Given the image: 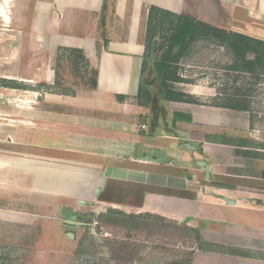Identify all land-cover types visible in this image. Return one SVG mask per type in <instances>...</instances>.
Returning <instances> with one entry per match:
<instances>
[{
	"label": "crops",
	"instance_id": "1",
	"mask_svg": "<svg viewBox=\"0 0 264 264\" xmlns=\"http://www.w3.org/2000/svg\"><path fill=\"white\" fill-rule=\"evenodd\" d=\"M150 7L264 42V0H0V81L18 85L0 87L16 103L0 108V240L88 210L182 228L189 264H264V130L250 108L209 102L231 96L197 74L173 84L192 103L138 104ZM71 50L96 87L43 91L39 104L27 88H50V59Z\"/></svg>",
	"mask_w": 264,
	"mask_h": 264
},
{
	"label": "rangeland",
	"instance_id": "2",
	"mask_svg": "<svg viewBox=\"0 0 264 264\" xmlns=\"http://www.w3.org/2000/svg\"><path fill=\"white\" fill-rule=\"evenodd\" d=\"M202 40L204 43L198 45L201 48L190 55L187 62L184 60L185 64L176 65L179 76L187 82L194 80L196 74L205 77L207 84L214 86L218 93L248 104L250 116L264 130V76L252 71H232L230 68L236 64V58L224 47L220 49L208 39ZM191 46L197 47L193 43ZM62 54L59 59H50V63L56 66L51 89L41 83L26 87L38 91L37 100L43 106L46 104L43 91L72 93L74 89L91 87L92 69L85 67L78 54ZM8 83L0 81V87L18 86L14 82ZM165 87L170 90L179 88L173 84ZM19 88L22 87L19 85ZM12 97L5 92L0 95V108L7 113H12L8 109L16 105ZM227 99L216 97L208 101L226 104L229 103ZM7 118L13 120L14 114ZM6 202L4 199L0 204ZM99 215L82 210L74 216L58 209L53 215L40 218L32 236L25 227H9L11 236L0 240V264H189L191 234L182 228L153 218L138 220L111 215L100 218Z\"/></svg>",
	"mask_w": 264,
	"mask_h": 264
},
{
	"label": "trees",
	"instance_id": "3",
	"mask_svg": "<svg viewBox=\"0 0 264 264\" xmlns=\"http://www.w3.org/2000/svg\"><path fill=\"white\" fill-rule=\"evenodd\" d=\"M200 39H208L229 51L236 58V64L230 68L232 71H252L264 76V42L219 31L205 24L150 7L147 14L145 51L137 96L139 105L151 106L159 100L193 102L190 96L167 89L165 85L182 82L176 65L189 53L191 44ZM69 52L78 54L81 60L84 59L79 51ZM93 74L95 77L96 72ZM90 86L96 87L94 78ZM233 99L235 98L227 99L228 107L249 111L248 104Z\"/></svg>",
	"mask_w": 264,
	"mask_h": 264
},
{
	"label": "water",
	"instance_id": "4",
	"mask_svg": "<svg viewBox=\"0 0 264 264\" xmlns=\"http://www.w3.org/2000/svg\"><path fill=\"white\" fill-rule=\"evenodd\" d=\"M180 147L186 148V149H193L188 144H182ZM196 166H198L205 173V180H209V169H210L209 166L205 162H202V161H196ZM217 198L224 201L226 204L234 203L233 201L227 200L223 196H217Z\"/></svg>",
	"mask_w": 264,
	"mask_h": 264
}]
</instances>
